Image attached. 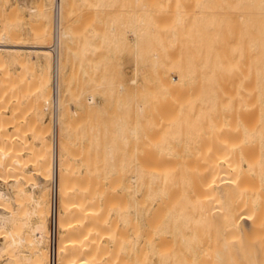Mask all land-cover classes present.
<instances>
[{"label": "bare ground", "instance_id": "obj_1", "mask_svg": "<svg viewBox=\"0 0 264 264\" xmlns=\"http://www.w3.org/2000/svg\"><path fill=\"white\" fill-rule=\"evenodd\" d=\"M137 1L135 0V2ZM62 2L63 0H54L53 2L54 3L53 8H55V5L57 4L59 10L58 45H57V52L55 59L50 51L51 45L46 46L44 42V39L47 40L51 36L50 35L51 33L49 31L47 32L41 28L40 32L37 34L36 37L37 41L31 44H25V43L13 41L12 35H14V37H16V35L12 31H9L10 29L8 28H3L0 31L1 32L0 72L1 69L2 72L6 70L5 68H7L10 60L16 59L20 54H23L25 52L27 54L30 53L34 54L32 55V57L34 56L32 58V61L38 67L43 63L42 62L40 64L39 62V58L42 56L45 59L44 64L46 66L43 69L41 67L40 74L37 73L38 74L37 76L35 74L33 76L34 78L31 81H29L28 85H25V87H23L24 89H21V91L18 92L17 94L18 97L16 98L17 103L21 104V102L24 101V99L28 98L27 95H30V97L32 96V98L27 99L25 105L24 104L22 105L25 107L24 112L30 111L34 115L33 117L34 119H32L33 122L31 125L33 130H31L32 134L30 137H32L33 139L34 138L37 139L39 143L38 144L29 143L27 140V136L25 135V132L21 131L19 127L17 128L14 127L13 129L9 130V125L11 126L12 124L11 123L12 120L9 117L6 118L4 117V120L0 121L1 123L0 124V264L1 262L2 264H10V263L26 264V262L29 260L31 261V264H42V261L45 260V257H47L48 255L47 251L49 249L47 248L46 251L47 255L42 252V245L44 241L45 242L49 241L51 245L49 249L50 252L48 251L50 253L49 259L51 264H58L59 260H62V262L60 261L61 263L59 262V264H113L114 258L116 257L112 255L111 257L110 255L105 253L106 251L105 250L103 251V249L102 251L99 250V252H96V250L93 249L94 247H96V245L99 244L97 242L98 239L97 236L101 237L100 234H104V233L106 234L105 236H107V234L110 235L108 233L109 232L108 229L110 228L109 227L110 225L104 226L102 224L101 225L99 224L100 223L99 220L102 221L104 219H101L102 218L101 216L98 217L94 216L95 213L93 212L94 209H96L95 207L97 206L92 205L93 206L92 208V206L89 205V204H96L97 202L94 201V203H92L84 198H81L83 197L82 196L83 193L80 194L79 191L78 193L79 195H78L76 191L78 188L80 189V186L84 188L86 187L83 184H81L80 181L79 183H76L77 178L74 179L75 177L71 176L73 175L74 172V168L73 169L71 168L74 166L71 165L72 161L71 163L69 161L71 160V158L74 157L76 152L75 148L73 147L74 144L72 143L74 142L75 138L74 139L72 137L68 138L67 136H65V134L68 135V133H70L71 136L72 133L75 132V125L73 126V124L76 123L74 122L75 121L74 119L76 117L74 119L73 117H71L73 119L72 120L70 118L71 115L69 113L67 115L66 112L64 113L62 111L64 109L62 105V98H63V89H64L63 83L65 81L64 78H61L62 76L60 77V63H61L60 33H61V24H62L61 13L63 11ZM147 8L148 6L145 5L144 10L146 11ZM217 9H219V7H217ZM39 10L38 9L36 11L30 10V12L32 14L33 13L37 14ZM212 11L214 10L212 9ZM177 15H176V19L175 18L172 19V21L175 20L173 21L174 22L173 24L177 25L179 24V22L182 24L183 22L179 20V17H177ZM219 17L220 19H218V22L220 24V31L219 30L218 31L220 32V46H218V48H220L219 50L220 59L218 60L217 67L214 70H213L214 67L211 68L209 74L208 73L206 74V72L204 71L205 75L207 76L208 84H206V81L204 82L205 79L204 78L202 82L206 86L204 88V84L200 83L201 85L202 84L203 85L202 86L199 85V86H201V89L203 88L204 90V91L201 90L200 92H198L199 89L197 86L198 85L197 80H196V84L194 85L190 83L186 84L185 83L186 81L185 82L183 81L184 80L183 76L186 75L185 74L186 71L183 73V76L179 74L180 73L182 74L184 70L182 72L180 71L172 72V75L176 80L177 91H180V89L185 85L188 87L192 85L190 86V88L194 89L191 92V94L194 97L190 93H188V95L193 98L187 99V96H183V98L186 97V99L181 100L182 97L179 96L180 93L179 92L175 93V97L176 95L180 97V100L177 97L176 99L174 98L175 100L174 102L177 104V113L174 110L173 114L174 112L176 113L172 116L174 118L172 117L171 119L170 117L168 118L170 119L169 121L170 124L166 123V121H168L167 119L168 116L164 118L161 117L159 124L160 125L165 124L163 128H166L167 131L165 129H164L165 131L162 130V126L161 128H159L162 130L163 134L160 135V139L159 140L157 139L156 145H154L155 146L154 150L156 146H160L157 147L159 149L162 146L161 150L163 148L165 149V145L167 146L168 144V142L166 144L167 141L166 138L168 139L169 137H173L172 140H174L175 137L176 140L175 142L179 143L181 139L186 138L184 135H182L183 131H180V129H178L180 127L185 128L184 131L188 132V134H190L189 132H191L192 134L193 131H196L193 133L194 135L195 133L196 134L203 133L201 131L205 129L203 130L205 131L204 132L205 140H204V136L203 137L201 136L202 138H200V140H204L203 145L204 144L205 145L204 146L202 145L201 142L203 141L199 142L200 147L197 146L196 144L194 145L197 146L198 149L200 148L199 151L202 150L201 153H203L202 154L203 159L201 158L202 161L201 163L199 161V164L197 162L198 160L194 162V160L196 159L195 157L198 156L201 157L199 155L200 154L199 152L197 155H195L194 153L193 155L195 156L193 155L191 156L193 157V159L195 158L194 160L192 158H191L192 160L189 161L187 158L183 159V157L186 154H189L188 152L185 153V155L182 154L181 155L182 157L181 156L179 157V154L181 153L179 152L178 154L176 152L182 151L183 147L181 146L179 148L180 150L178 149V147L175 148L172 147V148L175 150V153L178 154L179 160L180 158H182L180 160L182 163H179L180 161L177 158L176 160L173 159V161H171L170 156L169 159V157H166L164 155L165 157L160 156V158H163V160H169L172 163L168 161L169 165H167L165 161V163L160 162L158 164L159 166H157L156 164L162 159L159 160L158 158L156 159L152 158V160L154 159V161L156 162L158 161V162L157 163L155 162L156 163L155 164V163H151L152 162L151 161L150 163L153 165L146 166L147 163L145 160L148 158L147 160L150 161L149 160L150 158L148 157L149 155H147V157L145 156L146 158L144 159L146 164L143 163V161L142 163L140 161L141 164L137 162L138 164L133 163L134 165L129 167V172L131 177L128 178L129 180L127 179L126 182L127 185L125 183V185L127 186L126 188H128V192L125 191L126 197H124V199L122 200L124 206V210L122 211L124 212L123 218L125 220V224L126 225L128 224L123 230L124 239L122 238V244L124 241V243L130 246V248H128L129 246L126 247L128 248L129 254L134 252L135 247L139 248L138 252L145 253L149 250H150L149 252L151 251L155 252L156 250L158 252L163 249L162 251H167V253L168 252L170 253L171 251L165 250L166 249L165 247L166 246L169 247V244H171L170 240L172 238L174 240L172 244L176 243L178 239L177 246L181 244L189 246L190 244L193 243L199 245L200 251H202L201 255L203 256V258H199V260L201 259V262H204V260L206 259V263L204 262L205 264H220V259L222 258L223 255L224 256L227 255L226 249L228 248L226 244H225L226 247L224 245L222 246L223 248L224 247L226 248L224 251L226 255L224 254L223 251H220L221 248L220 225L223 224V226L228 225L231 227L238 226V219L240 215H238L239 213L234 210L235 208L233 205L234 201L232 200L236 199L234 197L236 193L239 192V188H238L239 180L245 177V175L243 174V170L245 169L244 167L246 166L245 161L246 160L250 161L247 164L248 166L250 164L258 163L259 166L264 167V0H220ZM142 21L143 20H141L140 23L145 24ZM171 26L170 28H172ZM177 28H173V29L176 30ZM173 31L174 30L171 29V31H169L171 37L168 36V38L170 37L172 46L173 43H176V35ZM218 31H216L215 33H218ZM178 35H181V32ZM133 36L136 39L135 32L133 33ZM51 39L53 41V34ZM212 41H214V39ZM204 44H206V42ZM181 45L182 44H180V47H182ZM185 46L183 47L186 49L187 46L186 47ZM183 47L182 49H184ZM185 49L184 51L186 52L187 49L186 50ZM200 49L198 50L201 51ZM134 50L135 52H137L136 51L137 47L135 45H134ZM184 51L182 50L181 52L184 53ZM189 52H191L192 54V49ZM209 52H207L208 53L207 55L210 54ZM188 54L185 53L184 55L188 56ZM48 55L52 56L51 59L53 64V65L51 64L53 66V68L51 69L52 70L51 87H50L51 89L49 88L50 63L48 60ZM193 56L195 57V55ZM217 56H215L214 58L217 59ZM176 58L177 57L175 56L173 60L174 65H176L174 63ZM21 59L22 56L19 57L18 60L19 61L23 60L22 62L23 64L21 62L19 63H21L24 69L26 67L27 68L34 67L33 64H31L30 66V62L26 66L25 64L26 58L22 60ZM211 59L214 60L213 57ZM29 61L31 60L29 59ZM16 63H18V61H16ZM184 63L187 65L186 62ZM54 64H55V71H56L55 77L57 84L55 100H53ZM183 65L184 64L182 63L181 67H183ZM37 69L38 71L40 70L39 68ZM7 72L6 74L8 75ZM3 73H1L0 77L3 76ZM191 73H193V70H191ZM11 77L12 76L10 75L7 78V76L5 75L2 78H0L1 80L3 79L2 80L3 82L0 80V102L2 101V103L5 105L6 110L7 108L10 107L9 111L11 110L12 113V111H14L13 105H15L13 103L14 102L13 95H15L16 93L10 91V87H12L11 81H13L11 80L12 79ZM62 79H64V81H62ZM132 84L135 85V81L132 80L131 85ZM49 93H51L50 101L52 104L51 125L49 123L43 124L41 122V118L44 110L45 112H47L46 108L49 107L50 105V101L48 99L50 96ZM39 98L42 99L45 98V99L40 100ZM87 102L89 107L93 106V104L95 103L93 102L92 98H89ZM134 110L137 112L136 114L137 125L136 128L134 126V128L130 130V134L136 136L138 140L140 138H143L144 140V138L146 139L147 136L146 129H149L148 127L152 125V118H148L147 116L142 115L144 108L141 106L134 107ZM75 113L76 112H72L73 114L72 116H75L76 115ZM237 115H239L240 117ZM246 117L249 118V120H247L249 121L247 125L248 127L245 125V119H247ZM163 119L166 121H164ZM237 119H239V121H237ZM236 121L241 122V124L240 125L237 124ZM236 126H238L239 131L241 128L242 134H245L246 131L248 132L247 138L249 140L248 142L250 147V153L249 155H247V152L249 151L246 152L244 150L246 153L244 151L243 153H245L246 155H243V158L239 156L238 157L228 156L229 150H227L228 148L227 143H229V140L226 138V135L229 133V131H231V128L233 129V127ZM158 127L160 126L158 125ZM172 127L176 128V130H178L180 133H177L175 129L173 131L176 134L172 132V130L168 131V129H173ZM186 128L188 129V131H186L187 130ZM198 130H201L200 133H197L199 132ZM153 132L155 135L156 133H158L157 138H159V132L157 130L156 133L154 130ZM170 132L174 133L173 134L174 136L170 134ZM232 133L238 134L237 132L236 133L233 132V130L231 134ZM50 134L52 136L51 144L45 138L46 135H50ZM186 134L187 133H185V135ZM181 135L183 136V138H181L182 137ZM179 136L180 139L178 138ZM188 138L187 140L189 141ZM237 138H241V136L240 137L236 136V141H240V139L237 140ZM155 139H153V141ZM143 140L140 139V141ZM169 140H171V138H169ZM197 140L198 139H196V141ZM188 141L187 143H190ZM122 143H123L122 145L125 146L128 144V141L124 136L122 137ZM147 143L149 144L152 143L151 138L148 140ZM175 144L174 145L171 144V145L175 146ZM201 145L203 146V148ZM130 146H132L131 143ZM134 148H136L135 145ZM244 149L246 148L244 147ZM147 150H150V147ZM184 150L182 151V153L186 152L187 149L185 151ZM226 150L227 152H224ZM191 151L192 150H190V152ZM143 152L144 151H142V153ZM155 153L156 152H154V154ZM167 153L170 154L171 152L167 151ZM24 154H27L29 156L28 158H26L27 160L24 159L25 158ZM158 155L156 156L155 154L154 156L158 157ZM109 157L108 158L110 160L111 159L110 154ZM175 161H179V162L175 163ZM69 166L72 167L70 168ZM60 169H64L67 172H71L72 174L69 173L70 175L67 174L68 175L67 176L66 174L63 173L64 175L63 174L60 175L59 172ZM66 171L65 173H67ZM258 173H259V177H261V179H264L263 169L260 170ZM31 175L34 176L36 175V177H39V180L45 181L47 184H48L47 181H50L49 182L50 188H48L49 190L45 188L47 190V193L49 191V197H50L49 199L50 201H52V203L49 202L50 203L49 209L51 206V212H49L50 214L48 213L49 215L48 220L44 218L45 212L47 213V209L45 211V208H47L46 202L48 200L47 198L48 196L46 197V195H42V196L36 195L35 190L39 189L42 186H39L37 182L33 183L32 182L33 177H31ZM120 175L121 173L118 174V176ZM60 176L66 178L68 177L67 181L69 180L70 183L64 181L66 180V178L61 179ZM126 176L128 177V175ZM71 177H73V179ZM15 178L18 179L16 180ZM66 182L69 184L67 185L69 190L67 189L68 191L62 194L63 193L62 186L66 187ZM83 182L85 183V180ZM62 183H64L65 185ZM91 183H94V181L93 182L91 181ZM65 187L64 190H66ZM93 189L94 188L92 189L88 188V190H90L88 191L90 195L94 193V190L96 188L94 190ZM106 190L107 189H105V191ZM136 192L139 193V196L136 200H133L135 196L134 198L131 196H133V194ZM85 194L86 193H84V195ZM63 195L65 199H63ZM90 195L87 196L90 197ZM58 199H60L59 203H61L60 204L61 211H58V205H59ZM24 205H26V207ZM13 206H17L18 208L15 207L11 208ZM128 206L133 208L135 211L133 215V219H131L130 214H129L130 217L127 216L126 210ZM104 207L105 206H103V209H101V211L103 210L105 211L106 208ZM235 212L237 213L238 216L234 214ZM99 213L100 214L98 215H102L101 212ZM248 213L251 215L250 211H247L246 213H242V214H246L248 217L249 216ZM254 214H256V216H259V214L257 215L256 212H254ZM254 214L252 213V216ZM260 218H262L263 220L264 216L262 215ZM46 222L48 223V226H50L49 228L50 230H46L44 232V228L47 226ZM98 224L100 226H98ZM102 226L103 228L108 227L106 229V231L108 232H104L103 228L101 229L103 232L97 230V227H102ZM121 232L119 233L121 234ZM58 233L61 234L59 239H58V235H59ZM163 233H166V235L170 233L169 235L171 237L169 241L167 240L168 236L164 235ZM124 245L125 244H123L122 246ZM162 245L163 246L166 245V246L163 247ZM174 245L173 246L171 245L172 248L174 247ZM192 247L193 250H195L194 246ZM179 248L182 247L181 246L175 247V249L177 250ZM184 248L185 246L183 247V249ZM185 251L190 252V256L192 255L191 251H189V248L188 250ZM160 253L159 254L156 253L157 255H160L158 256V258H160V260H164L166 257V252L164 254L163 252L160 251ZM129 256L132 257V260L129 261H133V262L136 261L137 264L138 263L144 264V262L149 261V257L147 260V255L146 256L137 255L136 257L132 255ZM3 258L4 260H2ZM103 261H105L106 263H104Z\"/></svg>", "mask_w": 264, "mask_h": 264}, {"label": "rangeland", "instance_id": "obj_2", "mask_svg": "<svg viewBox=\"0 0 264 264\" xmlns=\"http://www.w3.org/2000/svg\"><path fill=\"white\" fill-rule=\"evenodd\" d=\"M53 2L54 0H0V31L3 28H8L10 29L9 31H12L16 35V37L12 35L13 41L21 42L25 44H31L37 41V38H36L37 34L40 32V29L42 28L43 30L47 32L49 31L51 33L50 34L51 36L49 37V39H47L48 41L44 39L46 46L51 45L52 44L51 37L53 34V13H54L53 12L54 11ZM63 2H62L63 11L61 13L62 24H61V33H60V37H61L60 38V45H61L60 46L61 47L60 48L61 49L60 50L61 51L60 53V59H61L60 60L61 62L60 63V77L62 76L61 78H64L65 81L64 79H62V81H64V83L62 82L64 84L63 98H62V105L64 109L62 111L64 113L66 112L67 115L69 113L71 115V116L69 115L70 118L73 117L74 119L76 117L74 119L75 120L74 122L76 123L73 124V126L75 125V132H73L71 136H70V133H68L69 136L65 134V136H67L68 138H71V137L73 139L75 138L74 142H72L74 144L73 147L75 148V151H76L73 157L74 160L73 158H71V160L69 161L70 163L72 161L71 165L74 167L72 166H71L72 168L70 166L69 167L71 169L74 168L73 175L71 176L75 177L74 179L77 178L76 183H79L80 181V183L86 187L84 188L80 186V189H79L78 188L79 186H78L77 188L79 190L77 189L76 191L77 194L80 191V194L83 193L82 195L83 197L81 198H84L87 201L92 202V203H94V201L97 202L96 203L97 205L89 204L91 206L92 205L97 206L95 207L96 209H94V212H93L95 213L94 216H97V217L101 216L102 217L101 219H104L102 221L99 220L100 225L101 224L104 226L110 225L109 226L110 228L108 229L109 232L106 231L108 227L107 228L104 227L105 230L103 226L97 227V230L102 231L101 229L103 228V231L108 232L110 235L107 234V236H105L106 234L104 233V234H100L101 237L97 236L98 238L97 242L99 244L96 243L98 245H96V247H94L93 249L96 250V252H99V250L102 251L103 249V251L105 250L106 251L105 253H107L108 255L116 256L114 258L113 264H137L136 261L135 262L129 261V260H132V257L129 255H132L135 257L137 255L139 256L147 255V260L149 257V261L144 262V264H199V263L205 264L206 259L204 260L205 263L201 262V259L199 260V258H203V256L201 255L202 251H200L199 245L194 244V243L190 244L189 246L181 244L179 245L182 247V248H179L181 250L179 249L177 250L175 249V247H179L177 246L178 239L176 243L172 244L174 240L172 238L170 240V237H171L169 235L170 233H168L167 235L166 233H163L164 235L168 236L167 240L171 241L170 242L171 244H169V247L164 245L166 246L165 247L166 249L165 248L164 249L171 251L173 253L171 252L167 253V251H162L163 249L160 250L164 254L166 252V257L164 260H160V258H158V256L160 255H157V254H159L160 251L157 252V250L155 251L157 254L154 251L149 252L150 251L149 249H148L149 251H147L148 253L147 252L144 253V252H138L139 248L135 247L134 252L129 254L128 248H130V246L124 243V241H123V244L125 245L122 246L123 245L122 238L124 234L123 230L128 225V224L127 225L125 224V220L123 218L124 212L122 211L124 210V206H123L122 200L124 199V197H126L125 191L128 192V188H126L127 187L126 182H127V179L131 177L130 172H129V167H131L132 165L138 164L140 163V161L141 163L142 161L143 163H145L146 161V163L148 164L147 165L145 163L146 166H152L153 164L151 163L156 162L154 161V159L152 160V158H155V159L158 158L159 160L162 159L159 162L157 161L158 162V163L156 162L157 164L155 163L157 166H159L158 164L160 162L165 163V161H166V164L169 165L168 163L169 160H163V158H160V156L161 157L170 156L171 159L170 157L169 159L173 161V159L176 160V158L179 160V157L182 154L185 155V153L187 152L189 154H186L187 156L185 155L183 159L187 158L188 161L192 160L193 157L191 156L194 153L195 155H197L198 152L200 153L199 155L201 157L199 156L195 157L196 159L195 158H194L195 160L193 159L194 162L198 160L197 162L199 164V161L201 163L203 159V155H202L203 153H201L202 150L199 151L200 148L198 149L197 146L200 147L199 142L201 141H203L201 142L202 145L204 143V140H205L204 132L205 131L203 130L205 129L203 130L201 129L202 131L198 130L199 132H197V133H200L201 131L204 134L195 133L194 135L193 133L196 131L190 130L193 132L192 134L191 132H189L190 134H188V132L184 131L185 128L180 127L178 129H180V131H183L182 135L186 137V138H183V136L181 135L182 136L181 138H183L181 139L182 142L179 141V143H176L175 137H174V140H172L173 137H169L171 136L169 135L167 137L171 138V140H169V138L168 139L166 138L167 140L166 144L167 142L168 144L167 146L164 144L165 149L163 148L161 150L162 146L160 149L157 148L160 146H156L154 150V147H155L154 145H156L157 139L158 140L160 139V135L163 134L162 130L164 129L166 130V128H163L165 124L164 125L159 124L161 117L164 118L168 116L167 119L169 117L171 119V117L177 113V104L174 102L175 101L174 98L176 99L177 97L179 100H180L179 96L182 97L181 100L186 99V97L183 98V96H187V99L193 98L194 96L191 94V92L194 89L190 88V86L196 84V80L198 81L197 83L198 84L197 86L199 89L198 92H200L201 90L204 91L203 88L201 89V86L204 84L202 82L204 78H205L204 82L206 81V84H208L207 76L205 75V72L206 74L207 73L209 74L211 68L214 67L213 68L214 70L217 67L218 60L220 59V54H219L220 48H218V46H220V32H219L220 24L218 22V19H220L219 17L220 0H138L137 2H135V0H63ZM211 2L213 5L211 4ZM214 2H215V5H214ZM209 4L212 5L213 7L210 6ZM145 5L148 6L146 11L144 10ZM217 7H219V9H217ZM211 8L214 11H212ZM37 9L38 10L40 9L38 11L39 14L38 13L32 14L30 12V10L36 11ZM177 14H179L180 16ZM176 15L177 17H179V20L182 21L184 24L183 23L181 24L180 22L177 25L173 24L174 23L173 21L175 20L172 21V19L174 18L176 19ZM141 20H143L142 22H144L145 24L140 23ZM173 25H176V26H173ZM170 26L172 28H170ZM177 26L178 28L179 27H182V28L178 29ZM173 28H177V29L175 30ZM168 29L169 31H171V29L174 30L173 32L176 35L177 44L173 43V46L171 45V41H170L171 34L168 31ZM216 31H218V33H215ZM134 32L136 33V39L133 36ZM180 32H181V35H178L180 34ZM168 36L170 37L168 38ZM215 38L216 39L218 38L217 41ZM213 39L214 41H212ZM205 42L206 44H204ZM180 44H182L181 45L182 47L185 45L188 47L187 48L185 46L187 50L183 47L186 50V52L184 51V49H182V47H180ZM134 45L137 47V50H136L137 52H135L134 50ZM190 48L192 49V54L191 52H189L191 51ZM205 48L209 50L207 51ZM198 49H200L201 51H199ZM182 50L184 51V53L181 52ZM206 51L207 52L210 51L209 52L210 54L207 55L208 53ZM185 53L186 54L189 53L188 56L190 58L187 55H184ZM23 54L25 57L23 56ZM23 54H20L14 60H10L7 68H5L6 70L3 71L5 73H3L1 69L0 75L1 73H3V76L6 75L7 78L10 75L12 76L11 77L12 79L10 78L11 80H13L11 81L12 87H10V91L15 92L16 94L13 95L14 96L13 103L15 105H13L14 111H12V113H11V110L9 111L10 107L7 108L6 110L5 105L2 103V101L0 102V121H3L4 117L5 118L9 117L12 120L11 123L13 124V125L11 124V126L9 125V130L13 129L14 127L15 128L19 127L21 131L25 132V135L27 136V140L29 143L38 144L39 141L37 139L35 138L33 139L32 137H30L32 134L31 130H33L31 125L33 122L32 119H34L33 118L34 115L30 111L24 112L25 107L22 105V104L25 105L27 99L32 98V96L30 97V95H27L28 98L24 99V101H22L21 104L17 103L16 98L18 97L17 96L18 92H20L21 89H24L23 87H25V85H28L29 81H31L34 78L33 76L35 74L36 76L40 74L41 67L42 69L46 67L44 64L45 59L42 56L39 58L40 64L42 62L43 63L38 67L32 61V58L34 57V56L32 57V55L34 54H31V53L27 54L26 52ZM49 55H48V60L50 63L49 64V67H50L49 68V74H50L49 88H50L51 87V75H52L51 69L53 68L52 66L53 64H52V59H51L52 56H49ZM193 55H195V57ZM21 56H22V59L26 58V61H25L26 63L24 62L26 66L30 62V66L31 64H33L34 67H31V68L26 67L24 69L23 66L21 65L23 60L22 59H21L22 61L18 60L19 57ZM175 56L177 57L176 59L178 62L177 63L175 59L174 63L176 65L173 64V60ZM215 56H217V59L214 58ZM182 57H183V60H182ZM212 57L215 61L211 59ZM28 58L31 61H29ZM15 60L18 61V63H16ZM192 61L195 63H193ZM184 62H186L188 66ZM182 63L184 64L183 67H181ZM37 68H39L40 70L38 71ZM180 68H183V69H180ZM187 69H189L190 71ZM191 70H193V73H191ZM176 71H180V72L183 71L182 74L181 73L179 74L182 76H183V73L186 71L185 72L186 75L183 76L184 77L183 81L184 82L186 81L185 82L186 84L190 83L192 85H190L189 87L185 85L184 87L180 89V91H177L176 80L174 79L172 75V72H176ZM6 72L8 73V75L6 74ZM3 76H1L0 78H2ZM132 80L135 81V85L133 84L131 85ZM200 83H203V84L201 85ZM205 86L206 85L204 84V88ZM177 92H179L180 95L179 96L176 95L175 97V93ZM51 93H49L50 95L48 98L49 101L51 98ZM188 93H190L193 97H190ZM89 98H92L93 102H95L93 106L91 107H89L87 104L88 103L87 100ZM39 99L44 100L45 98L44 99L39 98ZM136 106H141L144 108L142 115H145L148 118H152V125L148 127L149 129H146L147 131L146 139L144 138L143 140V138H140L143 141H140V139L138 140L136 136L130 134V130L134 128V126L136 128V125H137V118H136L137 112L134 110V107ZM49 107L46 108L47 112H45L44 110L45 113L43 112L44 116L42 115L41 122L43 124L49 123L51 125L52 123L51 121L52 119L51 101H50ZM174 110L176 113L174 112L173 114ZM71 111L76 112L75 113L76 115L72 116L73 114ZM156 119L157 120L159 119L158 122ZM170 119H168V121L164 119L163 120L166 121L167 124H170L169 122ZM247 120H249V118L245 119L246 126L248 125V122H249ZM237 121H239V119H237ZM237 124L240 125L241 122H237ZM158 125L160 127H158ZM161 126H162V130L159 129L161 128ZM172 128L173 129H168V131L172 130V132H174L173 130L174 129L176 130V128L174 127ZM153 130L155 131V133H156V130L159 132V138H157L158 133H156L155 135ZM232 130L233 132L235 133L237 132L238 134H234V133L231 134ZM186 131H188V129ZM172 132H170V134L173 135L175 132L174 133ZM176 132L180 133L178 130H176ZM147 133L149 134V137ZM185 133H187L186 134L187 136L185 135ZM247 133L248 132L246 131L245 134H242L241 128L239 131L238 126L233 127V129L231 128V131H229V133L226 135V138L229 140V143H227L228 145L227 150H229L228 156H231V157L239 156L243 158V155H246L245 153L247 151H249L247 152V155H249L250 147H249V142H248L249 140L247 138ZM188 135H190L191 138ZM235 135L237 137L241 136V138H237V140L240 139V141H236ZM123 136L128 141V144L126 146L122 145ZM201 136L202 137L204 136V140H200V138H202ZM45 138L50 142V144L52 143L51 134L46 135ZM148 138L149 139L151 138L152 140L151 144L147 143L149 140ZM178 138L180 139V136ZM187 138L189 139V141L187 140ZM195 138L198 140L196 141ZM153 139L155 140L153 141ZM187 141L190 143H187ZM130 143L132 146H130ZM245 143L248 145H246ZM171 144L172 145L175 144V146H172ZM195 144L197 146H194ZM134 145L136 146V148H134ZM142 146L144 148L145 147L147 148L144 149ZM181 146L183 147V149L181 148L182 151L184 149L185 150L187 149V150L186 152H183V153L182 151L176 152L178 154L179 152L181 153L179 154V157H178V154L175 153V150L173 148L178 147L179 149ZM149 147L151 151L147 150ZM244 147L246 149H244ZM190 150H192L191 151L192 153L190 152ZM227 150L224 152H227ZM142 151L144 152L142 153ZM153 151L156 152L155 153L156 156L159 154L158 157L154 156L155 154ZM167 151L171 153L169 154L167 153ZM243 151L245 153H243ZM109 154L111 155L110 160H109L110 158ZM137 154L139 155V157ZM24 155H25V158L23 156L24 159L29 157L27 154H24ZM147 155H149L148 157L150 158L149 159L150 161L147 160L148 158L144 161ZM198 158L200 159L202 158V159L200 160ZM181 159L182 158H180V160ZM179 161H175V163L176 162L178 163ZM248 162L250 161L249 160L245 161L246 166L244 167L245 169L243 168L244 169L243 174L245 175V177L239 180V187H238L239 192L236 193L237 196L235 195L234 197L236 199L232 200L234 201V204H233L235 207L234 210L239 213L238 215H240L238 219V226L231 227L228 225L223 226V224L220 225V247H221L220 251L224 252L226 249L225 248L226 245L228 247L226 249L227 255L224 252V254L227 257L223 255L222 258L220 259V264L222 263L223 264H264V221H263L264 218L263 220L262 218H260L262 215L264 216V179H261L258 173L262 169L264 171V167L259 166L258 163L250 164L248 166L247 165ZM179 163H182V162L180 161ZM65 171L66 170L64 169H60L59 171L60 175L63 173L66 175L67 174L70 175L69 173L71 172L66 171L67 173H65ZM120 173L121 175L118 176V174ZM126 175H128V177ZM31 177H33L32 178L33 183L37 182L39 186H42L40 187L41 189L39 188L35 190L36 195L37 196L46 195V197L48 196L47 197L48 200L46 202L47 208H45V211L47 209V213L44 211L45 212L44 218L48 220L49 219L48 213L51 212V206L49 209V205L50 203H52V201H50L49 199L50 198L49 191L47 193V190H49L48 188H50L49 187L50 181H47L48 182L47 184L45 181L39 180V177H36V175L35 176L31 175ZM73 177L71 178L73 179ZM60 178L64 179L66 177L60 176ZM67 178L64 181H67ZM15 179L17 180L18 178H15ZM84 180H85V183L83 182ZM90 180L92 182L94 181V183H91ZM115 180H118L119 182ZM67 182H69V180ZM67 182H66V187L64 186L66 190H64V187L62 186L63 188L62 189L63 193L61 192L62 194H64V192L66 193L69 190L67 186L69 184ZM45 188H47V190ZM88 188H91V189L96 188V189L95 190L93 189L94 193L91 191L93 194L90 195V193L88 192L90 190H88ZM105 189L107 190L105 191ZM84 193H86L85 194L86 196L84 195ZM87 195H90V197ZM138 196H139V193L136 192L133 194V196H131L134 199L133 198L131 199L136 200ZM63 199H65L64 195H63ZM103 201H105L106 204ZM59 202H60V199H58V204H59L58 211H61V207H60L61 203ZM235 203L238 204L239 206L236 205ZM24 206L26 207V205ZM103 206H105L104 208H106L105 211L104 210L101 211V209H103ZM14 207L18 208L17 206H13L11 208H14ZM247 211H250L251 213V215L248 213L249 218L247 217L246 214H242V213H246ZM99 212H101L102 215H98L100 214ZM126 212H127V216L128 217L131 216V219H133V215L135 213L134 209L128 206ZM236 212L234 214L238 216ZM254 212H256L257 215L259 214V216H256ZM252 213L254 214L253 216H252ZM138 218H139V215H138ZM99 224L98 226H100ZM46 225L47 226L44 228V232L46 230H50L49 229L50 226H48L47 222H46ZM120 229L123 233L120 231ZM119 232H121L122 235ZM58 234H59L58 235V239H59L61 234L60 233ZM120 245H121V248H120ZM171 245L172 246L174 245V247L172 248ZM223 245L225 246L224 248L222 247ZM127 246L129 247L126 248ZM184 246L186 248V249L184 248L185 250H188L189 248V251H191L192 253L191 256H190V252L188 251L186 252L183 249ZM192 246H194L195 250H193ZM50 247L51 245L49 241H46V242L44 241L42 245V252L46 254L47 248L50 249ZM49 249L48 251L50 252ZM48 251H47L48 255L46 254L47 257H45V260L42 261V264H51L50 259H49L50 253ZM2 260H4V258ZM60 261L62 262V260H59V262ZM103 262L106 263L105 261ZM130 262H133V263H130ZM10 264H13V263H10ZM26 264H31V261L30 260L27 261Z\"/></svg>", "mask_w": 264, "mask_h": 264}, {"label": "built area", "instance_id": "obj_3", "mask_svg": "<svg viewBox=\"0 0 264 264\" xmlns=\"http://www.w3.org/2000/svg\"><path fill=\"white\" fill-rule=\"evenodd\" d=\"M58 31H59V10H58V6L57 4L55 5V8H54V13H53V41H52V44L50 46V51L51 53L53 54L54 56V59L56 58V52H57V45H58ZM54 76H53V95H54V98L53 100H55V93H56V87H57V84H56V77H55V74H56V71H55V64H54ZM54 105V104H53Z\"/></svg>", "mask_w": 264, "mask_h": 264}]
</instances>
